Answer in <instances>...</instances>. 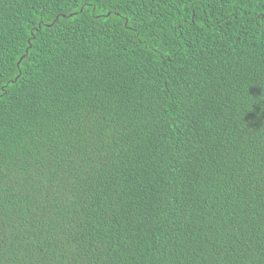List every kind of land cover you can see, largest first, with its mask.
<instances>
[{"label":"trees","instance_id":"trees-1","mask_svg":"<svg viewBox=\"0 0 264 264\" xmlns=\"http://www.w3.org/2000/svg\"><path fill=\"white\" fill-rule=\"evenodd\" d=\"M0 264H264V0H0Z\"/></svg>","mask_w":264,"mask_h":264}]
</instances>
